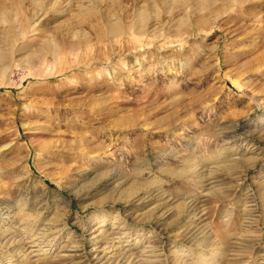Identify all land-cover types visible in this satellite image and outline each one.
Masks as SVG:
<instances>
[{
    "label": "rangeland",
    "instance_id": "1",
    "mask_svg": "<svg viewBox=\"0 0 264 264\" xmlns=\"http://www.w3.org/2000/svg\"><path fill=\"white\" fill-rule=\"evenodd\" d=\"M0 264H264V0H0Z\"/></svg>",
    "mask_w": 264,
    "mask_h": 264
},
{
    "label": "bare ground",
    "instance_id": "2",
    "mask_svg": "<svg viewBox=\"0 0 264 264\" xmlns=\"http://www.w3.org/2000/svg\"><path fill=\"white\" fill-rule=\"evenodd\" d=\"M100 222H101V224L99 225V227H101V226H103L105 224V220L104 219H102Z\"/></svg>",
    "mask_w": 264,
    "mask_h": 264
}]
</instances>
